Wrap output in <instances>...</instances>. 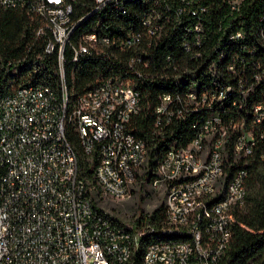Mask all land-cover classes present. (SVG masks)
Masks as SVG:
<instances>
[{"label": "built area", "instance_id": "built-area-1", "mask_svg": "<svg viewBox=\"0 0 264 264\" xmlns=\"http://www.w3.org/2000/svg\"><path fill=\"white\" fill-rule=\"evenodd\" d=\"M142 1L138 27L121 35L101 29L103 16L134 10L131 0H93L92 9L78 17L72 0H0V7L20 8L39 19L35 35L49 34L44 52H56L61 86L57 95L41 80L20 81L0 98V264H132L142 236L154 230L149 224L128 226L101 205L93 209L65 135L70 125L91 162L96 154L93 173L101 196H130L147 154L144 140L132 131L135 119L148 108L134 81L152 62L136 52H146L157 40L179 32L182 51L196 59L210 26L204 16L207 8L197 0H176V5ZM240 1L234 0L232 7ZM93 16L90 28L78 31ZM230 37L241 39L244 32ZM259 40L264 47V29ZM66 49L70 62L97 60L111 72L70 97ZM237 53L220 66L233 78L230 82L213 81L195 91L193 81L183 93H160L153 105L158 135L188 112L204 107L206 114L193 125L197 129L186 144L173 142L166 149L149 180L164 194V215L158 235L145 243L139 264H231L227 251L233 213L244 204L249 172L239 167L226 177L230 137L240 130L232 140L236 157L251 154L253 132L264 138V90L258 88L263 75L255 70L259 59H248L256 57L254 53ZM225 56V51L219 53V60ZM166 61L177 68L170 54ZM217 67L213 59L207 64L211 73ZM121 68L132 75L113 72ZM226 99V109L213 107ZM234 108L248 113V122L241 120L246 131L241 121H234L232 113L240 112ZM222 114H228V121ZM260 159L264 164V149Z\"/></svg>", "mask_w": 264, "mask_h": 264}, {"label": "trees", "instance_id": "trees-1", "mask_svg": "<svg viewBox=\"0 0 264 264\" xmlns=\"http://www.w3.org/2000/svg\"><path fill=\"white\" fill-rule=\"evenodd\" d=\"M167 1H174L173 3L176 5V0ZM197 1L206 6L207 11L204 16L210 22L209 35L203 42L200 56L196 59H190L189 55L182 51L180 42L183 36L179 35V32L171 37L157 40V43L146 49V52H136L143 58L152 59L149 67L141 69V76L136 77L134 81L145 107L148 103L147 110H143L132 124V131L144 140L147 147L145 162L137 173L141 185L143 181L149 182L155 175L156 167L166 149L173 142L186 144L197 129L193 125L206 114L204 107L188 112L183 120L165 127L162 134L158 135L154 133L152 109L160 93L174 90L183 93L188 90L193 81L195 82L193 85L195 91L212 85L213 81L216 83L230 82L233 78L221 70L222 67L220 66L231 59L234 51L245 55L254 53L256 57L248 59H259V66L255 67V70L263 75L258 88L264 90V47L259 40V31L264 29V21L261 20V15L264 13V0H241L235 7H232L234 0ZM131 2L134 10L126 14L113 13L109 16H103L105 21L102 23L101 29L123 35L129 29L138 27L144 2L142 0H131ZM177 4L181 5L182 3L177 1ZM72 5L74 15L78 17L92 9L93 0H72ZM182 10L184 9L182 8ZM95 18L94 16L88 18L81 24L78 31L89 29ZM39 24L40 21L36 16L23 9L0 7V98L8 93L16 82H36L39 80L50 86L57 95H60L57 54L56 52L51 54L44 52V45L49 34L36 36L35 28ZM236 31L244 32V37L232 40L230 36ZM242 44L244 47L241 46ZM224 51L226 56L221 61L219 60V53ZM167 54H170L173 62L178 63L176 69L166 61ZM211 58L214 60L215 66L216 64L219 66L216 73H211L207 69V64L212 61ZM64 59L66 89L70 97H75L90 88L100 74L111 72L102 62L99 63L97 60H84L82 58L77 63L70 62V52L67 49L64 52ZM220 62H222L221 65ZM113 72L121 75H132L130 71H125L122 68L114 69ZM241 103L243 106V102ZM228 106H230V102L226 99L222 101L221 105L213 107L221 111ZM246 106H249L248 102ZM234 109L238 110L239 108ZM239 111V113H232L234 121L238 122L245 119L248 122L250 119L248 113L242 108ZM222 115L225 120L229 117L228 114ZM241 122L242 129L246 131L247 124ZM234 131L229 141L226 177L235 168L243 167L248 170L249 178L244 204L235 209L233 213L234 222L227 253L231 264H264V164L260 159V154L264 149V138L259 137L257 131L253 132L255 143L251 154L236 157L232 152V140L240 130ZM65 135L75 153L77 175L84 181L91 205L93 209H96L101 205L97 199L100 192L93 173L96 154H93L91 162L89 156L84 154L78 137L70 125L66 126ZM163 208L164 201L157 204L146 216L139 213L132 220H129L135 226L140 227L141 224H149L154 228L149 234L142 236L132 264H139L145 243L158 235L156 229L163 221ZM116 219L118 218L116 217Z\"/></svg>", "mask_w": 264, "mask_h": 264}, {"label": "rangeland", "instance_id": "rangeland-1", "mask_svg": "<svg viewBox=\"0 0 264 264\" xmlns=\"http://www.w3.org/2000/svg\"><path fill=\"white\" fill-rule=\"evenodd\" d=\"M97 199L105 211L128 226H133L129 220L139 213L146 216L157 204L164 201V194L160 190L153 189L149 182L143 181L141 185L140 179L136 177L128 198L114 200L98 194Z\"/></svg>", "mask_w": 264, "mask_h": 264}]
</instances>
